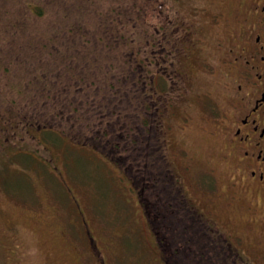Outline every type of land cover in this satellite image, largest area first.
Returning a JSON list of instances; mask_svg holds the SVG:
<instances>
[{"label": "rangeland", "instance_id": "rangeland-1", "mask_svg": "<svg viewBox=\"0 0 264 264\" xmlns=\"http://www.w3.org/2000/svg\"><path fill=\"white\" fill-rule=\"evenodd\" d=\"M49 2V13L30 24L32 40L28 28L5 38L16 57L8 72L0 69V120L16 125L0 129V264H205L191 254L202 246L176 241L184 249L174 254L147 222L154 195L177 189L159 180L169 171L182 174L187 196L214 188L215 211L239 227L248 219L236 202L224 205L229 168L204 101L177 108L161 143L147 136L144 120L154 116L145 113L141 49L173 0ZM60 7L71 9L67 18L54 15ZM44 27L61 31L60 41ZM193 69L199 87H210Z\"/></svg>", "mask_w": 264, "mask_h": 264}, {"label": "flooded vegetation", "instance_id": "flooded-vegetation-1", "mask_svg": "<svg viewBox=\"0 0 264 264\" xmlns=\"http://www.w3.org/2000/svg\"><path fill=\"white\" fill-rule=\"evenodd\" d=\"M171 6L162 7L156 38L145 37L141 49V69L148 76L142 79L145 113L152 110L162 134L166 125L172 129L169 120L177 108L188 106L191 98L204 101L221 136L220 158L229 168L224 205L236 202L248 217L244 226L235 225L212 207L214 188H197L195 196H187L192 213L186 222L191 242L202 249L197 246L191 254L205 257V264H264V0H173ZM193 68L210 87H199ZM188 119L181 117L182 122ZM171 177L178 178L184 190L179 191L187 195L182 174ZM172 226L178 227L177 222ZM165 235L171 238L169 231L161 235L168 240ZM90 254L96 259L95 252Z\"/></svg>", "mask_w": 264, "mask_h": 264}, {"label": "trees", "instance_id": "trees-1", "mask_svg": "<svg viewBox=\"0 0 264 264\" xmlns=\"http://www.w3.org/2000/svg\"><path fill=\"white\" fill-rule=\"evenodd\" d=\"M52 1H56L59 2V0H52ZM50 4H52L51 2H49V0H0V36L3 38L0 41V69L3 71H9V68L7 67L8 65H10L15 57L16 54H12L13 50L15 48H10V46L14 47L13 42H6L5 38L8 36H15L16 33L17 34H22L26 31L27 29V39L29 40V38L32 40V37H30V35L32 34V27H31V23L32 22H39L37 19H41L42 17H44V15L46 13H49V9H50ZM68 12L71 13V9H69L67 11L66 7H63V9L60 7L57 10V14H54L56 17H66L68 16ZM51 13V12H50ZM66 13V14H65ZM74 22V21H73ZM72 21H70L69 24V31L73 30V31H77V27L79 28L77 22H74V24L71 26ZM45 26V25H44ZM45 32L46 34L53 40H55L56 43H58L60 41V35L62 34V32L60 31L57 34H53L51 33L47 28H45ZM38 30V27L36 29V31ZM55 31V30H54ZM10 32V33H9ZM67 34V32H66ZM7 39V38H6ZM61 45V44H59ZM60 49V47H59ZM9 55V56H7ZM22 84V83H20ZM20 85H18L16 88H14L13 90L17 91L16 89L19 88ZM18 92V91H17ZM16 119H20V118H16ZM22 120V119H21ZM30 121V120H28ZM24 122L26 123L25 127L27 129V131H29V129H31V127L33 126V124L31 122ZM145 122V126H147V136L151 137V134L154 133L152 141H154V144H158L161 143V141L164 139V137L162 136L160 130L158 129V121L153 118V120H151V122L147 121V119L144 120ZM22 123V125L24 124ZM14 125H16V122L11 119V120H0V129H8L11 127H15ZM18 128V127H17ZM40 130H48L45 126L43 128H41ZM12 132H15V129L9 130ZM146 132V133H147ZM132 142L136 143L138 142V140L135 139H131ZM144 140H141V142H143ZM151 142V141H149ZM153 144V142H152ZM151 148V147H150ZM155 148V146H154ZM147 149H143L142 150V154L144 155L146 153ZM140 154H141V149H140ZM151 154H154V151L151 149ZM156 157V155H155ZM157 165H160V163L156 162ZM166 178L164 179V177H159V180L161 182H163L165 180V183L167 185V187L171 188L172 186H176L177 189L175 188V192L170 193L168 191H161L163 193L159 194H155V201L153 206L150 204L152 210L150 209H146L147 211L153 212L151 215L149 214V219L151 217L152 220H148L147 222L149 223H153L152 221H154V223H157V227L160 230L162 235V231L164 232H168L169 231V235L171 236V238L168 237V235H165L168 237L167 243L172 245L174 252H176L177 250V246H175V242H183L186 241L188 239V241H190L191 236H193L192 234V229L190 227L189 224H187L186 219H188L189 217V209H188V201H187V195L183 194L182 192L184 190H182L181 187V183L178 182L177 185L176 183L170 185V181L172 180V172L169 171V173H166ZM156 177L154 175L148 176V177H144L142 178V180H145V184L146 186L143 189L146 190V187H148L147 185V181L146 179L149 181ZM168 177V178H167ZM171 177V178H170ZM154 180V179H153ZM149 188V187H148ZM153 188V187H152ZM179 188H181L182 192L179 191ZM174 195V198H173ZM160 201V203H159ZM161 204H171V205H179V208H170L167 210H162L159 205ZM147 208V206H145ZM156 212V213H155ZM192 213V212H191ZM174 222H177L178 227H173L172 224ZM181 233V234H178ZM178 243V244H180ZM183 244V243H181ZM184 247L182 246L183 250Z\"/></svg>", "mask_w": 264, "mask_h": 264}]
</instances>
